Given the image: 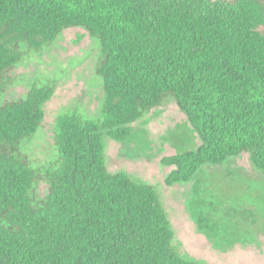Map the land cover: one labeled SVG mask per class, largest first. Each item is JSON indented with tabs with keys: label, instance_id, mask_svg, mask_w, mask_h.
<instances>
[{
	"label": "trees",
	"instance_id": "obj_1",
	"mask_svg": "<svg viewBox=\"0 0 264 264\" xmlns=\"http://www.w3.org/2000/svg\"><path fill=\"white\" fill-rule=\"evenodd\" d=\"M100 44L99 116L55 122L56 157L38 199L23 147L40 129L50 88L3 103L1 81L69 28ZM165 100L177 103L200 144L165 157V183L248 154L264 172V0H0V264H206L179 254L154 186L106 166V138Z\"/></svg>",
	"mask_w": 264,
	"mask_h": 264
},
{
	"label": "rangeland",
	"instance_id": "obj_2",
	"mask_svg": "<svg viewBox=\"0 0 264 264\" xmlns=\"http://www.w3.org/2000/svg\"><path fill=\"white\" fill-rule=\"evenodd\" d=\"M100 56V44L86 30L69 28L41 51L24 47L20 63L1 81L3 103L26 97L34 87L53 91L39 131L22 149L39 172L40 200L49 192L45 173L56 157L57 117L69 111L99 116ZM132 126L136 133L127 142L106 138L107 169L156 188L174 232L173 248L206 264H264V172L253 167L249 155L205 166L189 183L169 186L165 180L174 167L163 159L200 144L187 117L175 101L165 100Z\"/></svg>",
	"mask_w": 264,
	"mask_h": 264
}]
</instances>
